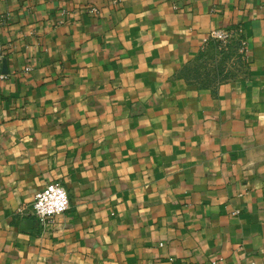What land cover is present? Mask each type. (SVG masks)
Returning a JSON list of instances; mask_svg holds the SVG:
<instances>
[{
	"label": "crops",
	"instance_id": "1",
	"mask_svg": "<svg viewBox=\"0 0 264 264\" xmlns=\"http://www.w3.org/2000/svg\"><path fill=\"white\" fill-rule=\"evenodd\" d=\"M233 24L248 74L188 80ZM0 72V264H264V0H0Z\"/></svg>",
	"mask_w": 264,
	"mask_h": 264
},
{
	"label": "built area",
	"instance_id": "2",
	"mask_svg": "<svg viewBox=\"0 0 264 264\" xmlns=\"http://www.w3.org/2000/svg\"><path fill=\"white\" fill-rule=\"evenodd\" d=\"M96 11V8H93ZM230 32L223 28H216L212 31L210 37L226 41L234 33L233 29H229ZM229 37V38H228ZM208 40V39H207ZM206 40V41H207ZM241 52L247 50V42L245 39L242 40L240 47ZM6 76L0 72V77ZM70 207V196L66 185L60 180H51L43 188L37 190L34 195V199L30 208L25 211L24 207L18 208V212L23 215L34 216L41 226H46L52 221L56 214L66 211ZM163 244V242H160ZM173 257H169L172 260ZM222 257L214 259L213 263L218 264Z\"/></svg>",
	"mask_w": 264,
	"mask_h": 264
},
{
	"label": "trees",
	"instance_id": "3",
	"mask_svg": "<svg viewBox=\"0 0 264 264\" xmlns=\"http://www.w3.org/2000/svg\"><path fill=\"white\" fill-rule=\"evenodd\" d=\"M227 27H228V29H233L234 33L228 39L229 43H225V48L227 47L226 48L227 50L223 49L221 51L229 53V55L231 53H236L237 54L238 50H240V47L242 45V40L245 39L244 38V34H243L242 30L240 29V27L237 24H233V25H230V26H227ZM223 42H224L223 40H218V39L209 37L208 40L206 41V44L204 45V47H202V49L200 50V52L198 53V55L194 59L196 61H200V60L206 61L208 58H211V55L208 52H212V53L217 52L218 48L222 46ZM206 47H208L210 50L206 51ZM238 57L240 58V61H242L243 66H244V70H242L243 75H247L248 74V61H247V57H246L245 52L238 53ZM216 65H217L216 68L218 69L216 75H219L217 77L218 79L217 78L215 79L216 75L214 76V80L213 81H206L204 79H200V75H198V67L194 68L193 66L192 67L189 66V68H190L191 71H195L196 72V75H197L196 79L193 80V79L189 78L188 76L186 78L188 80H190V81L199 82L201 86L208 87L210 85H217L218 83H220L222 81H225L227 79L234 78V77L237 76L236 73H234V71L229 70L224 75V77H221L220 74L223 73V67H221V65H219V64H216ZM228 75H230V76L228 77Z\"/></svg>",
	"mask_w": 264,
	"mask_h": 264
},
{
	"label": "rangeland",
	"instance_id": "4",
	"mask_svg": "<svg viewBox=\"0 0 264 264\" xmlns=\"http://www.w3.org/2000/svg\"><path fill=\"white\" fill-rule=\"evenodd\" d=\"M225 29L226 31L230 32L227 26L221 27ZM229 38V37H228ZM225 43H229L228 40L224 41L222 46L218 48V51L215 53L208 52L211 55V58H208L206 61H196L195 59L190 60L186 63L185 69L183 71L184 75L193 80L196 79V72L191 71L189 66L198 67V75H200V79H204L206 81H213L214 76L217 74L218 69L216 68V64L221 65L223 67V73L220 74L221 77H224V75L229 71L232 70L234 73H236L237 76L243 75L242 70H244V66L242 61H240V58L238 57V53L241 52V50H238V53H229L223 52L221 50L226 49ZM210 50L208 47H206V51ZM227 50V49H226ZM214 55V56H213ZM213 56V57H212ZM215 57V58H214ZM188 65V66H187ZM219 75L215 76V79ZM230 75H228L229 77ZM218 79V78H217Z\"/></svg>",
	"mask_w": 264,
	"mask_h": 264
},
{
	"label": "water",
	"instance_id": "5",
	"mask_svg": "<svg viewBox=\"0 0 264 264\" xmlns=\"http://www.w3.org/2000/svg\"><path fill=\"white\" fill-rule=\"evenodd\" d=\"M3 71L7 72V69H6V59H4ZM27 222H28V223H29V222H32V220H28Z\"/></svg>",
	"mask_w": 264,
	"mask_h": 264
}]
</instances>
